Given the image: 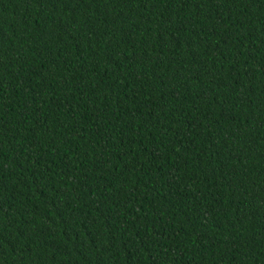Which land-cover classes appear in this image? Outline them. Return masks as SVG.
Instances as JSON below:
<instances>
[{"label": "trees", "instance_id": "16d2710c", "mask_svg": "<svg viewBox=\"0 0 264 264\" xmlns=\"http://www.w3.org/2000/svg\"><path fill=\"white\" fill-rule=\"evenodd\" d=\"M0 264H264V0H0Z\"/></svg>", "mask_w": 264, "mask_h": 264}]
</instances>
